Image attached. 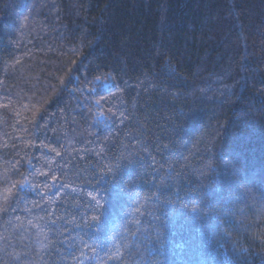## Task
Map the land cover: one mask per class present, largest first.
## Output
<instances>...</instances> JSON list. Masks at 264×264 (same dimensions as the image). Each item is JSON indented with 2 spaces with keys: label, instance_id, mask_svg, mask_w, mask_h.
Here are the masks:
<instances>
[{
  "label": "trees",
  "instance_id": "obj_1",
  "mask_svg": "<svg viewBox=\"0 0 264 264\" xmlns=\"http://www.w3.org/2000/svg\"><path fill=\"white\" fill-rule=\"evenodd\" d=\"M0 264H264V0H0Z\"/></svg>",
  "mask_w": 264,
  "mask_h": 264
}]
</instances>
